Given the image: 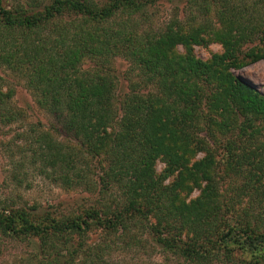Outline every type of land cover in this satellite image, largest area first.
Listing matches in <instances>:
<instances>
[{
  "label": "trees",
  "instance_id": "16d2710c",
  "mask_svg": "<svg viewBox=\"0 0 264 264\" xmlns=\"http://www.w3.org/2000/svg\"><path fill=\"white\" fill-rule=\"evenodd\" d=\"M157 1L0 0V68L24 82L65 139L32 126L31 162L84 190L99 169L114 195L105 214L1 200L0 238L33 245L24 264H108L99 263L107 248L87 239L94 227L129 238L133 229L146 232L191 264H264V93L231 71L264 59V0H183L189 12L161 28L149 22ZM213 40L223 51L197 57L194 46ZM115 57L130 63L140 85L119 92ZM6 87L0 78L4 124L21 116L15 87ZM199 151L205 155L191 163ZM230 174L241 179L233 194L222 187ZM194 187L198 197L182 200ZM239 196L250 203L242 212Z\"/></svg>",
  "mask_w": 264,
  "mask_h": 264
},
{
  "label": "rangeland",
  "instance_id": "374dc122",
  "mask_svg": "<svg viewBox=\"0 0 264 264\" xmlns=\"http://www.w3.org/2000/svg\"><path fill=\"white\" fill-rule=\"evenodd\" d=\"M4 1L7 5H12L17 1L31 0ZM186 4L187 2L183 0H158L149 10V22L153 24V27L161 28L177 13L184 17L190 10ZM215 16L213 11L211 19L219 27L220 24L216 21ZM194 48L197 57L202 59H207L212 54L223 51V45L215 40L207 46L195 45ZM178 50L183 51V47L179 46ZM87 62L90 64V60ZM111 62L112 68L119 76V92L126 91L130 82L136 83V85L141 84L142 78L137 71H132L131 65L126 59L115 57ZM231 71L264 93V59L250 63L243 68H232ZM0 78H3L4 90L7 89L6 86L8 85L15 87L16 93L12 98V104L21 112L20 118L15 122L4 124L0 119V201L7 203L13 201L12 203L16 206L36 207L40 212L50 211L56 214H79L90 207L99 208L104 214L108 213L114 195L110 190L107 192L103 189L104 185L99 178L102 172L99 169L96 170L95 174L91 173L92 188L84 190L55 182L53 176H48L40 170L39 163L36 165L31 162L30 142L35 141V135L31 130L32 126L39 129H49L55 139L59 141L63 142L65 139L51 128L54 123H57V119L36 103L22 80L16 78L11 71L3 68H0ZM209 140L212 138L209 137ZM214 145L210 144L213 151L215 150ZM218 151V158L220 159L223 150ZM204 155V151L197 152L191 163L201 159ZM165 165L163 160L158 159L157 170H163ZM220 169L224 170L223 165ZM176 175L177 173L169 177L166 183H171ZM240 183L241 179L230 174L229 177H226L222 187L225 190L233 188L239 190ZM200 192L201 188L199 187H194L189 193L184 191L182 200L189 203L192 199L197 198ZM230 194H233L232 190ZM239 197L241 200L239 203H235V206L237 211L242 212L250 206V203L247 198ZM129 235L130 237L135 236V238L124 235L122 230L116 233H106L94 227L89 232L87 239L89 242L100 241L101 243L98 244L101 249L107 248L104 258L99 263L191 264L181 257L162 251L148 238L146 232H138L137 229H133ZM186 237L187 235L184 234L183 238ZM32 250L33 245L28 241L13 239L9 236L1 237L0 264H24L23 259L27 258ZM213 264H218V262Z\"/></svg>",
  "mask_w": 264,
  "mask_h": 264
}]
</instances>
